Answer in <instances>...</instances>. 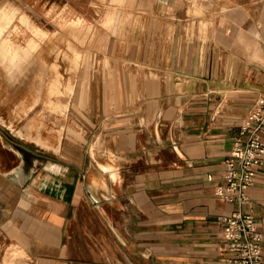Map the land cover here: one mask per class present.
<instances>
[{"label": "crops", "instance_id": "0c3cea01", "mask_svg": "<svg viewBox=\"0 0 264 264\" xmlns=\"http://www.w3.org/2000/svg\"><path fill=\"white\" fill-rule=\"evenodd\" d=\"M84 1L66 6L114 19L96 60L109 66L72 94L60 152L0 134V239L35 264H66L90 218L154 264H231L218 217L240 210L263 234L264 264V168L247 201L215 195L264 93V4Z\"/></svg>", "mask_w": 264, "mask_h": 264}, {"label": "rangeland", "instance_id": "374dc122", "mask_svg": "<svg viewBox=\"0 0 264 264\" xmlns=\"http://www.w3.org/2000/svg\"><path fill=\"white\" fill-rule=\"evenodd\" d=\"M67 2L71 0H0V134L35 150L43 151L39 142L45 139L61 151L72 94L84 87L85 79H92L95 66H109L96 60L109 49V33H114L107 28L114 19L100 14L92 20L76 12L81 8H68ZM6 38L11 52H2ZM108 230L89 218L82 231L69 238L57 262L154 264ZM10 244L0 239V264L36 263Z\"/></svg>", "mask_w": 264, "mask_h": 264}, {"label": "built area", "instance_id": "2783aa9c", "mask_svg": "<svg viewBox=\"0 0 264 264\" xmlns=\"http://www.w3.org/2000/svg\"><path fill=\"white\" fill-rule=\"evenodd\" d=\"M264 93L258 97L239 127L229 155L223 161L224 184L215 195L224 201L241 204L246 191L254 185L258 171L264 168ZM224 251L231 264H263V234L257 229L251 212L240 210L218 217Z\"/></svg>", "mask_w": 264, "mask_h": 264}, {"label": "bare ground", "instance_id": "6f19581e", "mask_svg": "<svg viewBox=\"0 0 264 264\" xmlns=\"http://www.w3.org/2000/svg\"><path fill=\"white\" fill-rule=\"evenodd\" d=\"M12 18H13V17H10V18L8 19V21H11ZM26 24H27V23H26ZM1 29H3V28H0V30H1ZM1 35H2V32H0V36H1ZM2 43H7V44L2 45V47H4L2 52H11V47H10L9 39L6 38L5 41L2 42ZM17 134H18V132H17ZM18 135H20V134H18ZM39 143H40V146H42V147H46V148H47V144H46L44 141H41V140H40Z\"/></svg>", "mask_w": 264, "mask_h": 264}]
</instances>
